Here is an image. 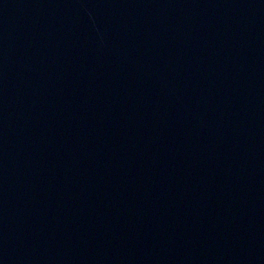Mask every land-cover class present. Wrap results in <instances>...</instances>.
I'll use <instances>...</instances> for the list:
<instances>
[{
	"label": "water",
	"instance_id": "95a60500",
	"mask_svg": "<svg viewBox=\"0 0 264 264\" xmlns=\"http://www.w3.org/2000/svg\"><path fill=\"white\" fill-rule=\"evenodd\" d=\"M0 264H264V0H0Z\"/></svg>",
	"mask_w": 264,
	"mask_h": 264
}]
</instances>
